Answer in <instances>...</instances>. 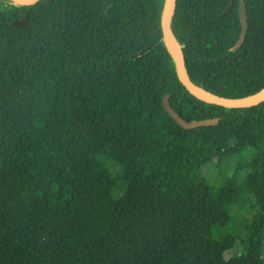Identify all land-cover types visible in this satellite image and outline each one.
Instances as JSON below:
<instances>
[{"label": "trees", "instance_id": "trees-1", "mask_svg": "<svg viewBox=\"0 0 264 264\" xmlns=\"http://www.w3.org/2000/svg\"><path fill=\"white\" fill-rule=\"evenodd\" d=\"M163 2L0 0V264H264V101L192 95ZM245 2L233 49L238 0H175L173 38L209 93L264 89V0ZM165 94L217 123L181 127Z\"/></svg>", "mask_w": 264, "mask_h": 264}, {"label": "water", "instance_id": "water-1", "mask_svg": "<svg viewBox=\"0 0 264 264\" xmlns=\"http://www.w3.org/2000/svg\"><path fill=\"white\" fill-rule=\"evenodd\" d=\"M15 1L25 5H30L37 2L38 0H15ZM232 4H233V0H228L226 7L221 12V14L227 13L231 8ZM174 8H175V0H164L161 18H160V26H161L162 40L164 46L175 65L176 74L181 84L196 98L223 107H249L264 101V89L247 96L230 98V97H222L209 93L204 89H202L201 87L195 85L190 80L187 70L185 68L181 51L177 52L175 46L176 42L173 38L171 31V21L174 13ZM238 19L240 23V31L236 42L232 46L233 49H237L242 44L247 29L245 0H238ZM168 98H169V94H165L163 96L162 105L165 111L169 114V116L173 118L174 121L183 128L189 129L198 126L214 125L218 121V117L192 119L190 121H187L184 118H182L174 109L170 107Z\"/></svg>", "mask_w": 264, "mask_h": 264}, {"label": "rangeland", "instance_id": "rangeland-1", "mask_svg": "<svg viewBox=\"0 0 264 264\" xmlns=\"http://www.w3.org/2000/svg\"><path fill=\"white\" fill-rule=\"evenodd\" d=\"M232 151H233L232 148H230V149H228L226 151L227 157L225 159V164H226V166H227L228 169H232L234 167V159L231 156ZM209 173H211V172H209ZM209 173H208V175H209ZM207 180H208V183H210V181L212 180V177L211 176H208ZM202 205L205 206V207H209V206L214 205V203L211 201V199L207 195L204 198V200L202 201ZM236 233H238V232H236ZM223 235H224L223 229H219L215 233V237L216 238H221V237H223ZM245 264H254V263L252 262L251 259H246Z\"/></svg>", "mask_w": 264, "mask_h": 264}, {"label": "bare ground", "instance_id": "bare-ground-1", "mask_svg": "<svg viewBox=\"0 0 264 264\" xmlns=\"http://www.w3.org/2000/svg\"><path fill=\"white\" fill-rule=\"evenodd\" d=\"M176 49H177V52H180V47L176 44Z\"/></svg>", "mask_w": 264, "mask_h": 264}]
</instances>
